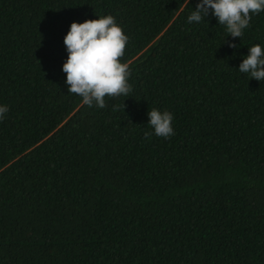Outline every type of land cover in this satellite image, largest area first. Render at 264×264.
Listing matches in <instances>:
<instances>
[{
  "label": "trees",
  "instance_id": "trees-1",
  "mask_svg": "<svg viewBox=\"0 0 264 264\" xmlns=\"http://www.w3.org/2000/svg\"><path fill=\"white\" fill-rule=\"evenodd\" d=\"M0 264H264V0H0Z\"/></svg>",
  "mask_w": 264,
  "mask_h": 264
}]
</instances>
